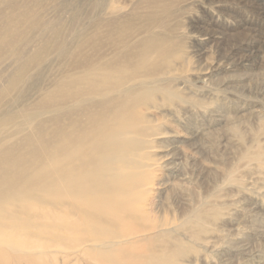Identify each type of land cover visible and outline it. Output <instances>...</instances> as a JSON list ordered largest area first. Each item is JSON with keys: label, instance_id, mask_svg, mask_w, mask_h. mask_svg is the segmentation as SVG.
Wrapping results in <instances>:
<instances>
[{"label": "rangeland", "instance_id": "obj_1", "mask_svg": "<svg viewBox=\"0 0 264 264\" xmlns=\"http://www.w3.org/2000/svg\"><path fill=\"white\" fill-rule=\"evenodd\" d=\"M124 100L164 135L134 201L137 225L161 230L136 251L264 264V0H0V175L28 183L55 123ZM1 242L0 264H34ZM56 255L46 264H96Z\"/></svg>", "mask_w": 264, "mask_h": 264}, {"label": "bare ground", "instance_id": "obj_2", "mask_svg": "<svg viewBox=\"0 0 264 264\" xmlns=\"http://www.w3.org/2000/svg\"><path fill=\"white\" fill-rule=\"evenodd\" d=\"M84 83L73 87L82 90ZM145 109H129L124 100L106 113L92 109L64 131L55 123L49 149L33 153V163L23 169L33 175L28 183L18 184L19 174L0 175L1 243L30 255L34 264H46L56 253L96 264H172V258L144 256L134 248L141 234L161 230L138 226L147 212L144 204L134 203L152 186L146 162L147 151L156 150L152 140L164 138L151 133L141 113ZM2 198L10 201L4 204Z\"/></svg>", "mask_w": 264, "mask_h": 264}]
</instances>
